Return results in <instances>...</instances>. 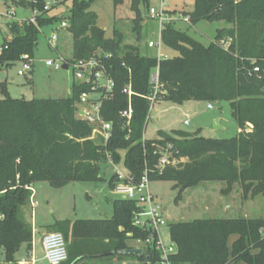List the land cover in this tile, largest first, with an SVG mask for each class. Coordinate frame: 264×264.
<instances>
[{"label":"trees","instance_id":"obj_1","mask_svg":"<svg viewBox=\"0 0 264 264\" xmlns=\"http://www.w3.org/2000/svg\"><path fill=\"white\" fill-rule=\"evenodd\" d=\"M70 14L64 18L48 16L45 0L14 1L24 8L43 13L37 25L9 24L12 38L0 47V70L34 58L40 29L67 19L73 37V55L68 63L96 58L114 80V97L101 108L103 118L112 122V138L104 146L91 139L92 128L76 114V104L85 85L74 84L68 98L14 99L0 83V248L4 263L16 262L22 245L32 249L33 227L21 217V210L31 202L33 186L47 182L63 188L72 182H97L101 166L123 160L126 170L139 180L146 170L150 179L167 180L184 190L202 182L220 181L228 194L239 184L244 199L264 193V0H194V10L185 13L190 24L201 21H225L229 28L204 44L187 31L165 26L162 41L165 48L179 53L177 57L158 59L141 54L137 47L123 46V35L115 31L106 38L98 17L90 9L92 1L71 0ZM115 4L122 0H113ZM140 3L148 9L147 0H133L136 19H141ZM140 33V26L136 28ZM226 40H230L226 46ZM107 54L110 57L106 58ZM159 69L162 101L182 106L187 101H224L232 108L239 133L229 139H206L180 131L159 130L158 138L144 139L150 113L146 98L152 93L150 76ZM131 86L133 115L126 126L120 112L128 108ZM250 128L247 131V128ZM170 148L168 149V147ZM161 148L171 153V161L158 174L155 166ZM124 157L122 156V153ZM153 171V172H152ZM116 178L109 181L111 188ZM138 210L135 201H113V216L98 220H65L51 226L65 237L68 260L78 264L90 259L98 262L138 260V255H119L133 248L129 241L146 240L149 231L133 224ZM177 251L173 264H264V219H196L169 226ZM231 236L237 238L229 248ZM150 261L159 260L155 248L143 247Z\"/></svg>","mask_w":264,"mask_h":264},{"label":"rangeland","instance_id":"obj_2","mask_svg":"<svg viewBox=\"0 0 264 264\" xmlns=\"http://www.w3.org/2000/svg\"><path fill=\"white\" fill-rule=\"evenodd\" d=\"M31 1V0H18ZM50 5L48 16L64 18L70 14L71 0H45ZM92 1L90 9L98 17L97 24L103 29L106 38H113L115 31L123 35V46L137 47L141 54L157 57V51L150 49L148 43H157L160 39L159 24L148 18V9L140 3L141 19H136V13L132 7L133 0H122L115 4L113 0H86ZM149 6H158L157 0H147ZM148 6V7H149ZM171 16L176 19L175 28L187 31L194 39L208 44L214 40L218 31L229 28L225 21H201L191 25L185 21V13L194 10V0H174L169 6ZM14 10L15 15L9 17L0 16V47L5 40L12 38L9 24L20 19L31 17L32 10L17 6L14 0H0V14ZM67 20V19H64ZM60 21L54 26L42 29L38 46L33 58V70L19 76L22 63L16 62L12 66L0 70V82H4L7 91L14 99H62L71 94L72 83L75 82L74 70L50 71L46 67L47 59L56 60L60 55L64 59H70L73 55V37L69 29L60 28ZM140 26V33L136 28ZM53 32L59 36L56 47L48 44V39ZM230 40H226V46ZM164 53L169 58L179 55L178 52L165 48ZM13 79V81H12ZM208 104L213 109H208ZM189 121V124H184ZM218 121L216 128L215 122ZM161 130L167 133L180 131L189 136H200L206 139H229L238 135L237 122L232 117V108L229 102L224 101H187L182 106L170 102H158L150 111L144 138L154 140L158 138L157 132ZM250 128H247L249 131ZM170 146L168 147V149ZM124 152L122 156L124 157ZM186 159H176L174 165ZM122 172L126 171L123 160L117 164ZM114 167L110 163L103 164L100 170V181L97 182H72L57 189L47 182L35 184L36 197L30 204L21 210V217L26 224L34 225L40 232L52 230L51 224L58 218L71 220H98L110 219L113 216V201L118 197L113 193L109 181L114 175ZM227 185L225 182L207 181L184 190L177 201L180 187L167 180H153L150 184L151 193L155 204L159 206L164 224L160 227L163 244L168 247L173 244L169 226L174 223L191 222L196 219H264V193L254 198L244 199L242 188L235 184L228 194H224ZM33 194V193H32ZM37 203L35 206L34 204ZM32 205H34L32 207ZM36 238V233L34 235ZM39 238V235H37ZM236 236L229 239L231 249ZM129 245L143 248L142 245L130 240ZM17 257L28 258L26 245H22ZM4 258L0 248V260ZM132 262H129L131 264ZM78 264H112L94 260H84ZM230 264H245L243 262Z\"/></svg>","mask_w":264,"mask_h":264},{"label":"built area","instance_id":"obj_3","mask_svg":"<svg viewBox=\"0 0 264 264\" xmlns=\"http://www.w3.org/2000/svg\"><path fill=\"white\" fill-rule=\"evenodd\" d=\"M158 6L148 7V18L159 24L160 27V39L157 43L150 41L148 47L157 51L158 59L169 58L165 53V46L162 41V31L165 26L175 24L176 19L171 16L170 4L174 0H157ZM181 1V0H177ZM45 11H50L49 3L45 4ZM14 16V10L7 11L6 14H0V16L9 17ZM43 13L38 9L32 10L31 17L20 19L15 21L18 25L22 26L24 23L37 25V18L42 16ZM185 21L190 23L189 16H185ZM70 24L68 20H63L60 23V28L67 30ZM42 32V29H40ZM59 36L56 32H53L48 39L50 47L54 48L57 45ZM104 57L110 56L105 54ZM22 70H19L18 75L24 76L26 72L33 70L34 64L32 59L24 57L21 61ZM45 65L50 71H58L64 69V65L68 66V69L74 70V84L85 85L87 90L83 91L79 101L76 104L77 117L85 121L92 128L91 139H98L106 146L112 138L113 124L106 121L101 113L102 105L105 101H108L114 97V80L111 75L108 74L104 65H102L96 58H92L87 61H75L68 63L67 59H64L60 55L56 60L47 59ZM150 85L152 87V93L146 98L150 103V111L154 106L162 101V85L159 81V69L153 70L150 76ZM123 92L128 95V108L120 112V117L124 120L126 126H130L133 108L131 104V97L134 92L130 85H127ZM208 109H213L212 104H208ZM83 112V115L81 114ZM150 115V113H149ZM149 119V118H148ZM184 124L188 125L189 121H185ZM145 139V138H144ZM155 154H159L158 163L155 166V171L158 174H162L163 170L168 165H173L174 161H171V153L168 150L158 148ZM108 163L114 167V175L116 180L112 188L113 193L118 199L135 201L137 203L138 210L133 214V224L136 227L147 229L149 231V237L146 240H138L137 243L143 247L151 246L158 251L160 258L155 262L149 261L147 264H173L171 256L177 251L175 244H171L166 247L163 244L160 234V227L164 224L163 216L159 206L155 204L154 197L151 193L150 184V171L146 170L139 180H135L134 176L126 170L122 172L114 163L112 155L107 153ZM153 172V171H152ZM33 193V188H31ZM33 194L31 197V201ZM1 218V217H0ZM44 248V256L47 264H64L68 260V246L65 237L60 232H51L44 235L42 239Z\"/></svg>","mask_w":264,"mask_h":264},{"label":"crops","instance_id":"obj_4","mask_svg":"<svg viewBox=\"0 0 264 264\" xmlns=\"http://www.w3.org/2000/svg\"><path fill=\"white\" fill-rule=\"evenodd\" d=\"M14 1H16V0H14ZM12 81H13V79H12ZM0 83L3 84L4 82H0ZM71 88H72V86H71ZM238 132H239V130H238ZM35 197H36V194H35V185H34L33 186V198L32 199H34ZM34 205L36 206L37 203H35ZM34 205H32V207ZM65 220H71V219L58 218L51 225H54L57 222H61V221H65ZM71 221H75V220H71ZM32 227H33V242H32V249L30 250V252H27L28 258L26 259L24 257H22V258L16 257V262H14V263H4V258H3L2 260H0V264H47V261H46L45 256H44V248H43V244H42V239H43L44 235L47 233H50V231L49 232L44 231L41 233L37 227L34 229L33 224H32ZM35 233H36V238L34 237ZM37 235H39V238L37 237ZM133 248H136V247H133ZM3 254H4V252H3ZM103 262H106V261H103ZM129 262H132L131 264H144V262L142 263V262H139L138 260H134V259L123 260V261H109L107 263L129 264Z\"/></svg>","mask_w":264,"mask_h":264},{"label":"water","instance_id":"obj_5","mask_svg":"<svg viewBox=\"0 0 264 264\" xmlns=\"http://www.w3.org/2000/svg\"><path fill=\"white\" fill-rule=\"evenodd\" d=\"M64 69L67 70L68 66L64 65ZM77 111V109H75ZM83 115V112L81 113ZM216 128L218 127V121L215 122ZM119 255H138L139 257H144V264H147L150 261V255L144 252L143 248H130L118 252Z\"/></svg>","mask_w":264,"mask_h":264}]
</instances>
